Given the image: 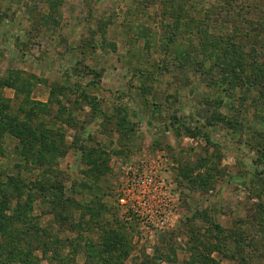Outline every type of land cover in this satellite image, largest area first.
Returning a JSON list of instances; mask_svg holds the SVG:
<instances>
[{
    "label": "rangeland",
    "instance_id": "rangeland-1",
    "mask_svg": "<svg viewBox=\"0 0 264 264\" xmlns=\"http://www.w3.org/2000/svg\"><path fill=\"white\" fill-rule=\"evenodd\" d=\"M239 1L0 0V119L45 135L0 130V264H264V0Z\"/></svg>",
    "mask_w": 264,
    "mask_h": 264
},
{
    "label": "trees",
    "instance_id": "trees-1",
    "mask_svg": "<svg viewBox=\"0 0 264 264\" xmlns=\"http://www.w3.org/2000/svg\"><path fill=\"white\" fill-rule=\"evenodd\" d=\"M233 1H235V0H225V5H224V9L223 10H225L226 13H228V15L230 16V17L229 16L227 17V20L224 19V21L226 23H232L235 20H238L236 17H233V18L231 17L232 14H234V15L236 14L235 12L237 10L236 7H234V5H233ZM239 2L240 3L237 4V5L239 6L240 10L243 7L250 8L251 4H250V2H247V0H240ZM207 9H209V8H206V10ZM218 11L219 12L216 11V14L221 15L220 13H221L222 9H218ZM233 11H234V13H233ZM212 15H213V13L206 14L205 18L207 19V21H210V22H212L214 24V23H216V19H213V16L215 14L213 16ZM237 17L241 19V21H239L237 23H240V26H242V29H244V31L246 30V32H247L246 34H244L245 38H246V37L249 36V34H250V32L252 30L256 29V27H255V25L253 23L254 19H251L250 17H247L246 14H244L243 12L238 14ZM199 21H201L203 23L205 22L204 19H200ZM237 26L239 27L238 24H237ZM231 38L232 37H229L230 40H232ZM215 44H217V43H215ZM215 44L211 43V45H215ZM235 76H236L235 80L240 78L239 74H237ZM250 82L256 84V81L254 79H251ZM0 126H1L0 130H4V129L8 128L10 131H13L16 135H18V136L20 135L21 136L22 142H23L22 144L25 147V150L23 151L24 152L23 153L24 157H26L28 154L30 155L32 153L31 152V149H32L31 143L33 142V140L39 141L40 138L45 137V135L42 132H40V133L35 132V130H37V128H33L29 123H26V122L17 123V121H14V119L11 118L10 116H6L4 118V120L0 119ZM27 151H29V152H27ZM20 153L22 154V151ZM4 191H5V189L2 188V185H1V182H0V193H3ZM5 201L8 202V199H6Z\"/></svg>",
    "mask_w": 264,
    "mask_h": 264
},
{
    "label": "built area",
    "instance_id": "built-area-1",
    "mask_svg": "<svg viewBox=\"0 0 264 264\" xmlns=\"http://www.w3.org/2000/svg\"><path fill=\"white\" fill-rule=\"evenodd\" d=\"M146 177H147L146 175H143V177L140 178V181H145L146 180ZM165 179L163 178L164 182H165ZM161 182L162 183H161V187L160 188L162 189V186L164 184H163V181L162 180H161ZM165 186H167V185H165ZM120 200H121V202H127L126 197H125L124 194H122V197L120 198ZM166 200H167L166 203L165 204L163 203V204L167 206V205H169V202L171 201V199L167 198ZM166 206H165V208H166Z\"/></svg>",
    "mask_w": 264,
    "mask_h": 264
}]
</instances>
